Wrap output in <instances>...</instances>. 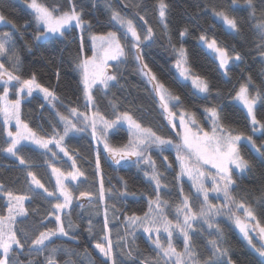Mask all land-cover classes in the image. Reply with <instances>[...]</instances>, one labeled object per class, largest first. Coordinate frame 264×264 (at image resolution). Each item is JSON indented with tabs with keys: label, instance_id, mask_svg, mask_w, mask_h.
Instances as JSON below:
<instances>
[{
	"label": "snow or ice",
	"instance_id": "snow-or-ice-1",
	"mask_svg": "<svg viewBox=\"0 0 264 264\" xmlns=\"http://www.w3.org/2000/svg\"><path fill=\"white\" fill-rule=\"evenodd\" d=\"M237 2L238 0H232L233 5ZM25 3L32 12V23L36 28L35 40L52 38L61 41L66 39L73 29H81L82 32L85 27L91 29V22L84 20L83 12L77 10L74 0H68L67 10L63 5H47L41 0H25ZM245 4L250 9L248 19L253 22L252 29L258 39L257 50L264 59V0H245ZM168 7L165 0H157L156 10L159 21L164 24L165 29H167L165 21ZM258 10L259 16H257ZM213 13L221 18L223 23L236 35L241 34L240 21L230 17L224 10L216 11L213 8ZM139 20L144 21V25L147 24L144 16H139ZM110 21L118 25V29L92 34L90 55H81L84 53V41L81 36L77 47L75 67L80 76L77 84L81 94L77 96L76 103L78 105L82 98L83 110L79 106H65L67 114L56 111L54 115L58 121L51 126V135L40 134L21 119V101L25 96L31 97L34 91H38L43 93V99L55 109L59 97L54 91L38 83L35 73H32L29 78H22L10 71L5 63L0 62V80L3 81L2 94H0V116L3 117L4 132L7 137L4 142L6 147L0 148V151L15 157L20 165L31 168L33 165L25 156L20 155L27 142L34 146V150H39L42 156L50 153L51 157L56 158L59 153H63L72 161L71 167L75 169L65 173L50 161H45L51 169L52 176L55 177L54 191L46 188L31 170L26 171L25 177L27 192L30 195L14 194L0 185V194L6 197L7 201L0 210V264H12L14 256L16 264H24L20 256L25 252L29 255L33 252L38 255L48 253L42 260H30L29 264H58L56 256L61 251L66 252L68 256L78 255L63 247H49L55 238L75 239L74 236H70L67 228L78 227V225H74L69 219L66 228L62 214L65 210L71 209L74 199L92 198L94 195L90 191H79V196L74 197L73 189L66 183L69 180L77 181L79 177L84 176V173L76 167V160L64 146L65 139L71 133H89L91 139L95 141L97 149L94 159V176L101 170V152L98 146L102 144L103 151L113 163L120 165L121 162H131L137 168L141 165L146 166L143 171L144 177L154 185L147 200L148 210L143 215L121 213V216L126 234H134L137 229L149 234V239L156 252L155 257L140 259L138 255L134 256L132 251L125 252L124 249L129 245L124 234L118 233L116 243L113 242L109 228L108 207L105 205L101 229L103 242H97L94 245L101 257V264H117L120 255L127 256L131 264H238V261L232 259L229 250L222 246L223 230L217 219L220 217H226L232 222L242 234L247 245L260 257V264H264V222H262L264 208L260 210V218H258L254 207L246 205L243 200H237L233 195L236 185V180L233 178L234 169L244 172L252 167L250 161L241 155L240 142L246 140L262 161H264V143L257 145L252 135L235 133L226 123L225 106L218 102L221 93L217 91L213 97L210 81L195 73L190 66L187 50L183 46V38L188 34L187 27L178 32L179 47L173 42L171 35H167L166 39L168 47L175 56L174 68L177 81L190 83L193 89L192 95L208 102L203 106L199 116L197 111L185 108L182 97L174 94L149 66L144 50L152 43L153 29L150 26L145 29L144 25H140V31H138V26L133 19L127 18L117 10L111 12ZM0 24L11 25L13 29V31L0 32V57L11 61L13 67L18 68L20 56L16 49V34L26 30L30 24L25 22L24 25L18 26L3 13H0ZM198 39L203 46L216 54L219 61L218 66L223 70L224 75L228 73L230 61H242L243 59L242 54L234 47L232 51L235 55H230L227 47L219 46L215 38L209 40L206 35L201 34ZM26 46L30 49V45ZM129 58L136 65V71L144 79L145 85L150 86L152 101L161 119L166 121L165 127H169L174 136L166 137L158 134L151 126H146L142 120L135 118L129 111H120L118 104L111 100L109 106L112 108V116L109 117L107 113L100 111L96 91L104 90V95L107 97L110 89L120 82L119 65L126 64ZM109 68L115 71L110 73ZM57 76H59L58 72ZM252 84V78L248 76L247 81L241 83L238 90L234 89L232 98L247 110L252 125L251 130L255 132L257 127L264 130V121L257 118L255 111L257 103L264 102V82L256 87L254 94L250 91ZM13 88L16 98L10 99V91ZM213 100L216 102L213 103ZM71 103L70 101L69 104ZM43 107L42 104L41 108ZM13 121L15 122L14 131L9 127ZM60 125H62V131H58ZM123 125H127L128 141L119 147L113 146L109 141L110 133ZM53 148L58 149L59 153ZM170 148L175 149L174 161H169L168 157L163 155ZM153 151L161 154L165 171L178 165V177L186 176L191 181V187L195 189V197L200 200L199 208L195 209L190 203L191 197L184 194L181 186L179 195L182 199L175 206V222L169 219L165 211L168 206L167 201L161 199V189L166 185H162L163 176L152 158ZM209 182L211 187L208 186ZM112 191L113 189H105L101 178L99 191L96 194L98 202L105 201L106 192L112 193ZM210 192L222 194L223 204L212 203L209 199ZM119 195L121 197L129 195L126 182L124 191ZM35 196H40L49 202L51 208L39 220V226L45 230L39 231L30 238L16 225L22 222L18 218L28 217L29 212L25 207V202L31 201ZM52 199L55 200L54 203ZM241 210L243 216L240 215ZM116 211L113 205L114 216ZM99 212L97 208L96 214L99 215ZM46 221L54 222L55 226L47 227ZM88 223L87 230L91 233V220ZM201 224L206 225L207 230H210L208 231L209 236H215L206 241L207 258L200 257V253L194 250V236L206 231L200 226ZM161 232L167 235L166 246L161 242ZM152 233H156L154 239ZM174 233L182 238V251H178L174 246ZM252 233L256 234L255 242ZM117 248L120 250L119 253L115 251ZM65 264H74V262L69 260L65 261ZM89 264H92L91 257H89ZM120 264H125V262L121 260Z\"/></svg>",
	"mask_w": 264,
	"mask_h": 264
},
{
	"label": "trees",
	"instance_id": "trees-1",
	"mask_svg": "<svg viewBox=\"0 0 264 264\" xmlns=\"http://www.w3.org/2000/svg\"><path fill=\"white\" fill-rule=\"evenodd\" d=\"M41 2L53 6L63 5L65 10L69 7L68 0H41ZM74 2L77 10H82L84 20L91 22V29L85 27L83 32L84 53H81V55L91 54L89 51V34H101L118 29V26L110 21L113 10H117L127 18L133 19L138 26V31H140L139 26L144 25V21L139 20V16H144L147 21L144 28L150 26L154 32L152 43L144 50L149 66L174 94L182 97L184 107L190 111H197L199 116L203 106L208 102L192 95L193 89L190 83L177 81V73L174 69L175 56L171 48L168 47L166 39L167 35H171L173 42L179 47L178 32L187 27L188 34L183 38V46L187 50L190 66L195 73L210 81L213 97H215L217 91L221 93L218 102L225 106L226 123L231 126L235 133L252 135L257 145L264 143V130H261L260 133L252 132L250 118L245 110L232 98L234 89L238 90L239 85L246 82L248 76H251L253 81L250 86V91L253 94L256 87L264 82V59L261 58L256 47L258 39L252 29L253 22L248 19L250 9L245 4V0H238L236 5L232 4V0H165L169 6L165 21L167 29L159 21L156 10L157 0H74ZM213 8L216 11L224 10L230 17L240 21L241 34L236 35L233 31L228 30L222 22L218 21L214 16ZM0 13H3L18 26L24 25L25 22L30 24L26 30L16 34V49L20 56L19 67H13L11 61L4 57H1V59L10 71L15 72L22 78H29L32 73H35L37 82L54 91L59 97L55 109L43 99V95L40 93H33L21 105L22 120L40 134L51 135V126L58 121V118L54 115L56 111L67 114L65 106H79L83 110V99H80L78 105L76 103L77 96L81 95L77 84L80 76L75 67L77 47L80 43L79 31L73 29L67 35V38L61 41L52 38L37 41L34 39L36 28L32 23V12L24 3L20 0H0ZM257 16H259V10ZM3 31H13V29L11 26H0V32ZM141 34L143 35V32ZM201 34L206 35L209 39L215 38L221 46L227 47L230 55H235L232 51L233 47L242 54V61L231 63L227 76L221 72L216 59L206 51L199 41L198 37ZM26 45H30V49ZM57 72L59 76H57ZM119 72L121 74L120 82L110 89L107 97H105L102 89L95 93L100 111L111 117L112 108L109 106L111 100L118 104L120 111H129L135 118L142 120L146 126H151L158 134L166 137L174 136L170 128L165 127L166 121L161 119L157 107L152 101L149 91L150 86L145 85L144 79L137 73L136 65L130 58L126 64L119 65ZM2 89L3 84L0 83V94H2ZM114 97L115 99H113ZM70 101L71 104H69ZM212 102L215 103L216 101L213 100ZM42 104L44 105L43 108H41ZM255 111L257 118L264 121V102H259ZM58 131H62V125L59 126ZM6 139L3 120L0 116V148L6 147L4 143ZM109 141L116 147L126 144L128 141L127 127H119L113 133H110ZM64 146L76 160V167L84 173V176L76 184L70 183L74 195L79 196V191H90L94 194L95 200L85 206H80L76 202L68 212L63 214L66 228L69 219L74 225H78V227L67 228L70 236H74L75 239L55 238L49 247H63L73 253H78V255L68 256L66 252L61 251L56 256L58 264H65V261L69 260L74 264H89V257H91L92 264H101V257L94 245L97 242H103L101 240L103 235L101 229L104 220L103 203L108 207L109 228L111 229L113 242L116 243L118 233L124 234L129 245L124 249L125 252L132 251L133 255H138L140 259L155 257L156 252L149 239V234L138 229L134 234H126L123 217L121 216V213L143 215L148 210L147 200L153 191L154 185L150 184L144 177L143 171L146 166L141 165L140 168H137L129 162L115 168L109 164L105 152L98 146L101 152V170L99 174L94 176V159L97 145L91 139L90 134L71 133L65 139ZM240 148L242 156L250 161L252 167L244 173L233 172V178L236 180L233 195L237 200H243L246 205L254 207L257 210L258 218H260L259 212L264 208V200H262L264 198V161L258 157V154L251 148L249 143H241ZM20 155L25 156L33 167L26 168L24 165H20L17 159L0 151V185H3L4 188L14 194L30 195L27 192L25 179L28 170L33 171L50 191L55 190V178L51 174V169L45 163L46 160L65 172L73 170L71 167L72 162H69L61 153L56 158L51 157L50 154L42 156L39 150H34V146L25 144ZM163 155H166L169 161H174L176 153L174 150L168 149ZM152 158L156 162L157 169L162 173V185H166V187H162L160 195L162 200L167 201L168 206L165 211L169 219L175 222V206L182 199L179 195L181 186L184 194L191 197L190 203L195 209H198L200 200L195 197V189L191 187V181L178 177V165L165 171L161 154L153 151ZM101 178L106 190L113 189L112 193L106 192L104 202H98L96 195L99 191ZM125 182L129 195L121 197L119 193L124 191ZM208 186L211 187L210 182ZM132 193H135V195H132ZM209 199L212 203L218 205L224 202L222 194L210 192ZM54 202L55 200L52 199V203ZM5 204V197L0 195V210L3 209ZM113 205L117 209L115 216L112 212ZM25 207L28 209L29 215L27 218H19L22 222L18 223L16 227L31 238L39 231L45 230L39 226V220L50 210L51 205L42 197L35 196L31 201H26ZM97 208L100 210L99 215L96 214ZM69 212L70 215H68ZM240 215L243 216L242 210ZM217 219L220 228L223 230L222 246L229 250L232 259L238 261V264H260V257L247 245L232 222L227 220L226 217ZM89 220L92 222L91 233L87 230ZM46 223L47 227L55 226L54 222L49 223L46 221ZM200 226L206 231L203 234L194 236V250L200 253V257L207 258L206 241L215 238V236L208 235L210 230H207L206 225L201 224ZM151 235L154 239L156 233ZM160 237L161 242L166 246V233L161 232ZM173 243L178 251L183 250L182 238L176 233H174ZM115 251L120 252L118 248ZM45 255H48V253L38 255L33 252L29 255L25 252L20 256V259L24 264H29L30 260H42ZM121 260L125 264H131V260L127 256L120 255L117 264H120ZM12 264H16L15 256Z\"/></svg>",
	"mask_w": 264,
	"mask_h": 264
},
{
	"label": "rangeland",
	"instance_id": "rangeland-1",
	"mask_svg": "<svg viewBox=\"0 0 264 264\" xmlns=\"http://www.w3.org/2000/svg\"><path fill=\"white\" fill-rule=\"evenodd\" d=\"M22 3H24L26 6H27V4L25 3V0H20ZM215 16V15H214ZM215 18L218 20V21H220V22H222L223 23V21H222V19L221 18H219V17H217V16H215ZM224 24V23H223ZM225 25V24H224ZM0 26H11V25H7V24H0ZM118 26V25H117ZM119 27V26H118ZM225 27L228 29V30H230L228 27H227V25H225ZM78 31H79V36H80V38H81V36L83 37V32H84V30H83V32L81 31V29H78ZM230 31H232V30H230ZM92 34H95V33H91V34H89L88 35V40H89V44L91 45V40H90V36L92 35ZM84 38V37H83ZM209 39V38H208ZM213 39V38H212ZM42 40H45V39H41V40H37V41H42ZM209 40H211V39H209ZM123 42V41H122ZM217 43H218V41H217ZM201 44H202V42H201ZM218 45L219 46H221L219 43H218ZM205 49H206V51L207 52H209L215 59H216V61L218 62V65H219V61H218V59L216 58V54L215 53H213V52H211L210 50H208L207 48H206V46H203ZM223 47V46H222ZM233 61H235V60H232V61H230L229 62V66L231 65V63L233 62ZM0 62H2V59H1V57H0ZM110 63H115V62H110ZM175 69V68H174ZM221 70V69H220ZM176 71V70H175ZM114 72V71H113ZM221 72L224 74V72H223V70H221ZM227 75H228V73H227ZM227 75H225V76H227ZM4 79H6V77L4 78ZM0 83L1 84H3V81L2 80H0ZM13 83H15V82H13ZM14 92H15V89L13 88L11 91H10V99H15L16 98V96H15V94H14ZM33 93H40V92H38V91H34ZM40 94H42L43 95V93H40ZM28 98H30V97H27V96H25L23 99H22V101H21V105H22V102L23 101H25L26 99H28ZM242 109H244L245 110V112L247 113V110L243 107V105L242 104H240L239 102H237V101H235ZM259 103V102H258ZM258 103H257V105H258ZM256 105V106H257ZM255 109H256V107H255ZM20 115H21V112H20ZM1 118H2V120H3V117L1 116ZM250 118V117H249ZM22 119V118H21ZM14 125H15V122L13 121L12 122V124L9 126L13 131L15 130V127H14ZM123 126H125V127H127V125H123ZM261 132V129H259V127H257V130L254 132V133H260ZM243 142H247L246 140H242L241 142H240V146H241V143H243ZM248 143V142H247ZM25 144H27V142H25ZM27 145H30V144H27ZM32 146V145H31ZM99 147H100V149H102V151H103V145L102 144H100L99 145ZM170 149H172V150H174L175 151V149L174 148H170ZM53 150L54 151H58L59 152V150L58 149H55V148H53ZM104 152V151H103ZM7 154V153H6ZM50 154V153H49ZM62 155H63V153H61ZM8 156H11V155H9V154H7ZM51 155V154H50ZM241 155H242V153H241ZM64 156V155H63ZM12 158H15V157H13V156H11ZM65 157V156H64ZM65 158H67L68 159V157H65ZM16 159V158H15ZM68 161L69 162H72L71 160H69L68 159ZM129 163V162H128ZM61 169V168H60ZM62 170V169H61ZM75 169H73L72 171H74ZM63 171V170H62ZM234 171H237V172H239V173H244V172H246V171H244V172H240L239 170H236V169H234ZM65 172V171H64ZM69 172V171H68ZM66 173V172H65ZM55 178V177H54ZM81 177H79V179H80ZM182 178H186V179H188L186 176L185 177H182ZM79 179L77 180V181H66V183L69 185V187H70V183H74V184H76L78 181H79ZM0 195H2V194H0ZM74 197H75V195H74ZM5 200H6V197H5ZM105 200H106V196H105ZM7 202V201H6ZM77 202V200L76 199H74V201H73V205L75 204ZM104 202V201H103ZM25 204H26V202H25ZM103 206H104V208H105V203H103ZM70 210V209H69ZM69 210H65V212H68ZM64 214V213H63ZM63 214H62V218H63ZM19 219V218H18ZM138 230H140V229H138ZM238 232H239V230L238 229H236ZM239 234L242 236V234L239 232ZM252 235H253V237H254V242H255V240H256V234L255 233H252ZM243 238V237H242Z\"/></svg>",
	"mask_w": 264,
	"mask_h": 264
},
{
	"label": "water",
	"instance_id": "water-1",
	"mask_svg": "<svg viewBox=\"0 0 264 264\" xmlns=\"http://www.w3.org/2000/svg\"><path fill=\"white\" fill-rule=\"evenodd\" d=\"M109 72L112 73V72H113V68H109ZM105 155H106V158H107V161L109 162V164H110L111 166L115 167V168L120 167V166H123V165H125L126 163H128V162H121L120 165H117V164H115V163H113V162L111 161V159L107 156V153H105ZM94 200H95V197H94V196H93L92 198L81 197V198L77 201V203H78V205H80V206H85V205L91 204Z\"/></svg>",
	"mask_w": 264,
	"mask_h": 264
}]
</instances>
